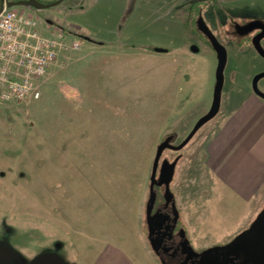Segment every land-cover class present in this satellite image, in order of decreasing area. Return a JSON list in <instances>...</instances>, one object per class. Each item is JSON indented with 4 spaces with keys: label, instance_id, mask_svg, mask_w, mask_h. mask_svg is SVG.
I'll list each match as a JSON object with an SVG mask.
<instances>
[{
    "label": "rangeland",
    "instance_id": "1",
    "mask_svg": "<svg viewBox=\"0 0 264 264\" xmlns=\"http://www.w3.org/2000/svg\"><path fill=\"white\" fill-rule=\"evenodd\" d=\"M199 1L13 7L36 12L81 46L61 52L39 99L0 105V250L10 256L0 264H41L49 255L92 264L112 248L158 264L145 225L157 149L170 135L175 144L187 139L214 98L218 60L193 24L202 11L229 53L220 112L163 158L183 157L172 189L196 249L226 245L256 220L264 187L249 203L222 206L206 162L208 145L264 73V58L248 50L255 32L235 29L264 22V0Z\"/></svg>",
    "mask_w": 264,
    "mask_h": 264
},
{
    "label": "flooded vegetation",
    "instance_id": "2",
    "mask_svg": "<svg viewBox=\"0 0 264 264\" xmlns=\"http://www.w3.org/2000/svg\"><path fill=\"white\" fill-rule=\"evenodd\" d=\"M37 1L42 3V0H37ZM28 2H30V0H0V7L2 6L3 3H9L15 5L18 3H28ZM201 2L205 3L207 2V0H202ZM201 2L199 1L198 3ZM49 4H53V3L48 2V5ZM207 13L208 11L206 12V14ZM204 14L205 13H203V11L200 14H197L196 17L197 20L195 21L193 20V24L197 25L196 31L198 32L199 36L201 37L203 36V38L207 39L208 44L213 49L206 35V32L207 30H210L214 35L215 32H213L210 29L207 21V19L209 18L206 16L207 18L206 19ZM199 15L200 17H198ZM235 29H236V33L241 36H245L252 32H255V36H256L255 41L259 37L264 36V22L261 21L246 22L241 26L238 25ZM216 38L219 41V37L216 36ZM255 41L254 44H251L248 47V50L251 49L255 54L261 57L256 48ZM221 44L223 45V43ZM223 46L227 50L226 46L225 45ZM260 46L264 50V37L260 39ZM227 54H229L228 50H227ZM253 82L254 79L251 82L252 90H253ZM258 87H259V83H258ZM169 137H173L170 142L171 148L166 149L163 152V154L166 151L177 153L184 149L183 148L182 150L179 151L176 150V148L179 147L183 141L180 142L179 144H175L174 143L176 139L175 135H170ZM166 139H164V141ZM163 154L161 156L157 170V175H156L157 182L154 186L155 201L149 214L147 213V204L145 210L146 239L148 242L149 249L152 252V255L157 261V263L158 264H264V254H262L258 250H254L248 247L242 248L241 251H237V252H233L231 250H226V249L210 251L215 248L226 247L235 238L226 245L213 246L200 250L196 249L192 245V243L188 238V231H187L188 229L186 228L187 226L183 220L184 212L180 208L179 205L180 203L177 194L175 193L174 189H172L173 188L172 185L175 181L177 167L183 157L181 155H178L173 161H170L167 158H163ZM165 163H166V167L163 168V165ZM173 164H175V167L173 169L167 170V168L168 167L170 168ZM170 176H172V179L168 187L170 193H167L166 180ZM3 254H4L3 256L4 261H9L10 260L9 254L6 255L5 251H3Z\"/></svg>",
    "mask_w": 264,
    "mask_h": 264
},
{
    "label": "crops",
    "instance_id": "3",
    "mask_svg": "<svg viewBox=\"0 0 264 264\" xmlns=\"http://www.w3.org/2000/svg\"><path fill=\"white\" fill-rule=\"evenodd\" d=\"M207 169L221 205L238 207L264 187V100L254 94L239 102L207 147ZM264 206V205H263ZM262 207V206H260ZM92 264H140L114 248Z\"/></svg>",
    "mask_w": 264,
    "mask_h": 264
},
{
    "label": "built area",
    "instance_id": "4",
    "mask_svg": "<svg viewBox=\"0 0 264 264\" xmlns=\"http://www.w3.org/2000/svg\"><path fill=\"white\" fill-rule=\"evenodd\" d=\"M67 37L36 13L5 4L0 12V105L41 97L42 80L61 52L81 46Z\"/></svg>",
    "mask_w": 264,
    "mask_h": 264
},
{
    "label": "water",
    "instance_id": "5",
    "mask_svg": "<svg viewBox=\"0 0 264 264\" xmlns=\"http://www.w3.org/2000/svg\"><path fill=\"white\" fill-rule=\"evenodd\" d=\"M62 1L63 0H60L58 2H55L53 4H49V5L42 4V3L38 2L37 0H30V2H28V3H18L15 5L9 4V3H3L2 6L0 7V12L3 10L5 4H7V6L9 8L34 5L37 8L49 9L53 6L60 4ZM206 35H207V37H208L216 55H217V60H218V67H217V72H216V85H215L213 103H212V107H211L209 113L197 122V124L195 125V127L193 128V130L191 131L189 136L187 137V139H185L182 142V144L176 148V150H178V151L185 148L190 143V141L193 139V137L198 133V131L206 123H208L209 121H211L212 119H214L218 115V113L220 112V108H221L222 92H223V88H224V84H225V70H226L227 62H228V54H227V50L225 49V47L218 41L216 36L210 30H207ZM262 37H264V36H262ZM262 37H259L258 39H256L255 44H256V48H257L260 56L262 58H264V50L260 46V39ZM154 50L157 53L167 52L166 49H162V48H158V49H154ZM262 78H264V73L255 77L254 82H253V90L257 96H259L260 98H262L264 100V93L262 91H260V89L258 87V83H259L260 79H262ZM172 138L173 137L167 138L164 142H162L159 145V147L157 149V153H156L155 160L153 163V172H152V176H151L150 196H149V200L147 202V213L148 214L150 213L152 206L154 204V201H155L154 186L157 182L156 175H157L159 162H160V159H161L163 152L166 149L171 148L170 142H171ZM175 164H173L170 168L168 167L167 170L173 169L175 167ZM165 167H166V163L163 165V168H165ZM171 179H172V176H170L166 180L167 193H170V190L168 187H169ZM245 247H248V248H251L254 250H258L262 254H264V209L259 213L258 217L251 224V226L247 230L242 232L240 235H238L229 245H227L226 247H222V248H215V249H212L210 251L226 249V250H231L233 252H237V251H241L242 248H245ZM3 251H5V250H3V249L0 250V260L2 259L4 261ZM41 264H63V263L56 256L49 255V256L42 258Z\"/></svg>",
    "mask_w": 264,
    "mask_h": 264
},
{
    "label": "trees",
    "instance_id": "6",
    "mask_svg": "<svg viewBox=\"0 0 264 264\" xmlns=\"http://www.w3.org/2000/svg\"><path fill=\"white\" fill-rule=\"evenodd\" d=\"M43 4L45 3V2H42Z\"/></svg>",
    "mask_w": 264,
    "mask_h": 264
}]
</instances>
